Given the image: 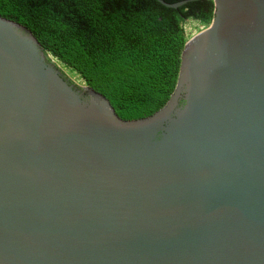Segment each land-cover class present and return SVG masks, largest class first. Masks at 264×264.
Listing matches in <instances>:
<instances>
[{"label":"water","instance_id":"water-1","mask_svg":"<svg viewBox=\"0 0 264 264\" xmlns=\"http://www.w3.org/2000/svg\"><path fill=\"white\" fill-rule=\"evenodd\" d=\"M212 2L135 120L0 16V264H264V0Z\"/></svg>","mask_w":264,"mask_h":264},{"label":"trees","instance_id":"trees-1","mask_svg":"<svg viewBox=\"0 0 264 264\" xmlns=\"http://www.w3.org/2000/svg\"><path fill=\"white\" fill-rule=\"evenodd\" d=\"M176 9L157 0H0V16L36 37L61 65L105 96L123 120L150 116L174 90L188 20L207 25L212 0Z\"/></svg>","mask_w":264,"mask_h":264},{"label":"rangeland","instance_id":"rangeland-1","mask_svg":"<svg viewBox=\"0 0 264 264\" xmlns=\"http://www.w3.org/2000/svg\"><path fill=\"white\" fill-rule=\"evenodd\" d=\"M209 25V24H208ZM207 25H204L203 23H200L198 21L188 20L183 23V29L185 32V35L187 36V40L190 39L192 36L200 32L201 30L205 29ZM59 63V62H58ZM60 64V63H59ZM61 65V64H60ZM61 67L67 72V74L75 81L83 84V81L79 78V76L72 70L68 69L67 67H64L61 65ZM77 83V84H78Z\"/></svg>","mask_w":264,"mask_h":264},{"label":"bare ground","instance_id":"bare-ground-1","mask_svg":"<svg viewBox=\"0 0 264 264\" xmlns=\"http://www.w3.org/2000/svg\"><path fill=\"white\" fill-rule=\"evenodd\" d=\"M76 83H78V82H76ZM79 85H81L80 83H78Z\"/></svg>","mask_w":264,"mask_h":264}]
</instances>
